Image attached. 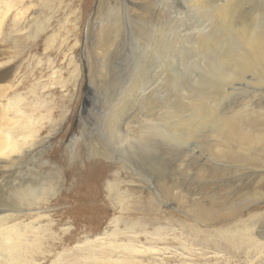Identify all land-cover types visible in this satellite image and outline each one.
<instances>
[{
    "label": "rangeland",
    "instance_id": "rangeland-1",
    "mask_svg": "<svg viewBox=\"0 0 264 264\" xmlns=\"http://www.w3.org/2000/svg\"><path fill=\"white\" fill-rule=\"evenodd\" d=\"M105 1L106 0H0V18L2 19L3 14L6 13L1 26L0 45L3 47V51L7 52V57L9 58L8 62L14 67L13 75L9 80L11 89L7 93L5 100L0 99V106H6L7 102L13 96L18 97L19 107H16V113H14V111L13 113L9 111L8 118L11 120L13 117L23 114L24 116L26 115V117L30 116V118L35 121L33 124L35 125V130L38 131L37 148L31 153L30 157L34 159H32L35 162L34 169L37 171L38 178L40 177V193L44 194L48 192L50 194L49 196L53 195L55 196L53 199L55 200L57 198L58 200L54 201L51 198L46 204L38 206L39 208H34V206H23L22 213L19 214L20 216H25V214L27 213L26 215H28L29 212L31 214L38 212L40 216L43 217V220L54 222L52 225L55 227L50 230L51 232L46 231L44 233V239H49L48 241L44 240L43 248L45 249V247L47 248L48 245H51L49 242L57 246L53 247L52 251L48 253L51 257L44 253L45 256H48V260L46 259L39 263H56L62 259L61 256L63 253L68 251L67 253H70V255L75 254L77 257L75 261L71 262L72 264H97L96 260L90 258L91 256L88 255L90 249L95 250V248H97L95 251L99 252V247H103V245H105V248L110 246V244L112 247L115 245L119 247L127 241H139L141 243L138 244L139 247L145 246L149 248L151 246L158 247L159 249L166 247L168 249L164 255L154 254L152 257L147 255L143 264H151L152 262L159 264H264V220L262 216L264 215V198L255 195L257 190L260 192L264 190L262 186L259 187V185H256L258 180L257 175L261 174V171L251 168L245 169L239 165H228L223 161L213 158L211 153L214 149L212 150L211 146L215 143L214 134L217 130L210 124L206 125V127H195L197 136L195 135L193 138H188L186 136V138L183 137L179 139V136H182V131L180 129L181 126L177 125V121L184 112L189 111V107L191 108V102L195 99L192 98L195 88L197 89L198 85H203L198 83V81L200 80L201 83H203L207 80L206 78L202 79L203 72L208 74V78L210 75H214L212 74V61L199 49V52L197 50L194 51V47H196L194 42H197V39L189 36V34H191L194 29L197 31L198 38L200 34L201 36L208 34L206 32L209 29L211 32H208L213 33L211 35L214 36L217 34V31L220 32V27L215 26L213 17H210V19L212 18L210 21L207 13H205V8L196 7L193 11V8L188 3L190 0H171L168 3L169 6L166 8L159 7V4H156L157 0L155 2L152 1L151 5L153 7L150 6V8L154 9H152V12L150 11L151 9L148 12V15H150L152 19L155 18L152 22L154 25H152L151 28L149 27L151 32L147 33L148 37L144 35L139 36V33L129 37L130 39L128 38L126 40L125 45H122L123 48L121 47V50L119 48L120 55L117 59L118 61H115L116 63H114L115 66L110 73L111 75H108L109 72L106 70V65L101 71H96L94 66L96 58L102 60V57L106 56V53H104L105 51H103L102 54L98 50V52L95 53L96 56H93L94 54L91 52L95 45L94 40L96 39L98 22L100 19H104V15L107 14L105 9H102L100 14L98 11L100 7H105L108 2L111 5L113 3V0ZM128 1L130 2L131 0ZM192 1L194 2V0ZM143 2L138 3L144 5ZM242 2H244L241 7L243 10L240 9L238 15L241 14L245 20L250 21L256 15H262L260 9L264 8V0H242ZM189 7H191V9H189ZM160 8L161 10H159ZM134 10L137 11V9ZM165 11H167L170 17L172 16V23V19L168 15H165ZM188 11L194 15L192 16ZM97 13L99 15H97ZM136 14L140 13L137 12ZM160 15L165 16L161 17ZM180 15L183 17V20L189 17L185 22ZM201 16L203 17L201 18ZM167 18L169 22L166 21ZM174 19L177 21L175 22ZM260 21L261 20H259V22ZM169 23L170 26H172L171 24H175L172 26L174 33L171 27H169ZM178 28L180 30H178ZM204 29L205 32L203 31ZM164 30L166 31L164 32ZM87 33L92 39L90 37L86 39ZM164 33L168 36L164 35ZM158 35H160L162 39L161 44L158 43L159 47L157 46L155 48L156 51H153L154 48L150 50L147 42ZM174 36L176 38H174ZM168 37H170L171 41H169ZM143 44L146 49H144ZM88 47L91 48L88 49ZM191 48H193V50ZM141 50L144 51L142 52ZM185 62H187V64H185ZM89 64L92 67H90ZM86 66L88 69H86ZM138 66L144 67L145 70H147V77L149 78L146 79L143 85L137 87L135 93L138 90L141 91V88L144 89V86H147L146 88H154L150 103L144 101L142 105L139 102L136 103L135 98H133L134 96L132 95L135 93L129 94L132 87L136 85L134 82L139 83L137 80V75L139 74L137 72L139 71L137 70ZM89 69H91V71ZM93 69L97 73L92 71ZM114 70L116 72H114ZM99 73H101V76ZM164 73H166V75ZM97 75H99V78H96L98 77ZM92 76L94 77L93 79ZM188 76L190 78L193 76L195 80L188 79L189 81L192 80V82L190 81L187 84ZM161 77H164L163 84L165 85L164 87L161 86L162 88H156V84H158ZM166 78L167 80H165ZM98 79L99 82H97ZM183 79L187 81H183ZM243 80L244 78H241L239 81H236L237 83L234 85H238V88L235 89H239L237 90L239 92H235L225 101L223 99L220 105L221 110L223 109L222 106L225 107L227 103L233 105L241 103V105L248 106L251 110L252 108L253 110L255 109L254 111L256 112L260 109L264 110V102H262L261 108H258L260 105L259 103L264 100V97H262L264 88L255 86V78L251 75L246 77V82L248 84L243 82ZM240 82L241 84H239ZM101 83L105 84L103 85ZM203 87L208 88L206 85H203ZM117 91H119V94H116ZM169 96H171V98ZM180 99L182 101H180ZM183 99L185 101H183ZM186 99L189 100L187 101ZM125 102L126 104L124 105ZM170 103L173 106L170 105ZM167 104L169 106H167ZM163 106H166L165 108L167 109H164ZM179 106H183L182 113H180ZM128 108H130L132 112ZM118 110H121L120 113ZM173 110H178L177 114L176 111L173 112ZM122 111L133 118L130 124V128L133 131L135 129L138 132L146 131L149 134L157 135V139L154 136H150L151 139H149L150 141L147 144L149 146L146 145V147L142 149L138 148V150L127 151L128 153H120L119 151V153L113 152L114 154H112V156L109 153L107 156L109 160H107L103 158V156H100L95 148H99V145L105 148H108L109 145V151L112 146L115 148L116 145L112 144L105 131L107 122L111 116L115 115L117 117L122 114ZM132 114H135V116ZM159 114L161 116H159ZM146 115H151L154 121L144 124L143 121L147 119H145ZM166 115L171 117L168 118ZM83 125L87 126L88 129ZM171 126L176 128V135L178 137L175 136L165 141V146L167 147L164 149L167 152L164 154L162 151L160 152L161 146L159 144L161 140L158 137L161 136L160 134L162 133L166 135L165 130ZM161 128L165 129L161 130ZM159 131L161 133H159ZM97 138L99 139L98 141L96 140ZM105 138L107 140H104ZM86 139L88 140L85 141ZM157 143L159 144L156 147ZM89 144L93 145L89 146ZM210 148L212 151L209 150ZM146 150L147 152H145ZM95 159L100 162L99 164L102 167H106H104L106 169L103 181L104 185L100 193L102 203L105 205L103 209L105 218L102 220V226L100 225V227L98 224L102 216L101 212L81 209L82 207H88L90 204L86 202V195L84 194L88 192V189H94V187L88 188L90 187V183H87V180H83V175L86 169H88V166L96 161ZM202 164L204 165L202 166ZM202 168L206 169V172L199 173L198 169L202 170ZM144 169L146 173H150L149 178L147 177L146 180L144 178ZM214 169H218L220 175L214 177L215 175L211 173V170ZM158 170H160V173ZM163 172L166 173L165 176L168 175L172 178L181 173L178 177L175 176L174 178L176 180L178 178V189L171 192L170 199L169 196L167 198V195H165L167 199L155 198V200L149 196H154L157 193V184L154 181L156 177H159ZM166 178L168 179V177ZM163 179L165 180V177ZM111 184H116V192L124 193L125 196H127V198L125 197L127 199L125 200V205H119L116 201H110L108 191L113 189ZM77 192L79 198L75 196ZM81 194H83L84 197ZM174 194L175 196H173ZM242 194L245 197L247 195V198L255 199V201L248 203L247 207L237 211V213H233L234 215L215 220L210 219L211 221L208 220L205 223H201L200 219L203 215L205 216L204 212L209 210L208 205L221 200L234 198L233 200H235V203L232 205L234 207L239 203L237 199L238 196ZM148 205H153V208H149ZM226 206L229 207V204ZM124 208H127V210L124 211ZM146 208L149 210V215L146 212ZM254 216H256L255 219H259L260 223L254 222ZM125 218L133 221L139 219H145V221L151 220L156 221V224L154 225L151 223L145 228L129 230L127 227L120 224L116 225L114 222V220ZM45 226V224L41 225L43 231L48 230ZM73 231L75 233H73ZM225 231L228 232H226L227 234L232 231H240L238 233V238L241 240L245 239V234L250 233L253 240L257 241L259 246L257 244H255L256 246L250 244L253 246L251 248V246L247 244L246 239L245 243L242 241L240 245V247H247L245 250L246 252L239 251L241 249L237 251L233 249L230 252L218 251L212 248L208 249L207 246L190 245L191 247L188 246L187 248H189L191 252L181 251L177 255L183 254V256H178V258H176L174 252L177 253L179 249L177 245L163 246L162 243L158 245L154 244L155 241H174L173 243L175 244H177L175 241H185L186 243L187 241H192V238L195 236H197L198 239L202 238L204 240L208 235L212 236L211 242L220 244L219 241H222L223 237L226 238L228 236ZM70 232L73 233V241L64 246L59 244L58 240L62 239L66 233L68 234ZM219 232L225 233L224 235L226 236L222 233L223 236L221 237V233L219 234ZM118 234L119 236H117ZM227 239L229 241L231 240L229 237H227ZM145 241H151V243ZM231 241L234 240L232 239ZM192 252H194V254H192ZM114 253L112 258H105L109 261L112 259L110 264L115 262L116 259L118 261L123 259L119 250L117 253L116 251ZM96 257L99 258V262H103V264L106 262L103 257Z\"/></svg>",
    "mask_w": 264,
    "mask_h": 264
},
{
    "label": "bare ground",
    "instance_id": "bare-ground-1",
    "mask_svg": "<svg viewBox=\"0 0 264 264\" xmlns=\"http://www.w3.org/2000/svg\"><path fill=\"white\" fill-rule=\"evenodd\" d=\"M136 1H138V2L144 1L143 2L144 5H141L140 3L136 2ZM152 1L155 2L156 0H131L130 2L128 0H113L112 5L108 2L107 5H105V7H100V10L98 9L99 14H100V11L102 9H105L107 14L104 13V14H106V15H104L105 16L104 19H100V21L98 22L96 39L94 40L95 45L93 46L94 49H92L91 52L94 54L93 56H96L95 53L98 52V50L101 53L103 51H105L104 53H106L105 54L106 56L102 57L103 58L102 60H99L98 58H96V60H95L96 63L94 64L96 71L97 70L101 71L103 69V67L106 65V68H107L106 70H108V72H109L108 75H111L110 73L115 66L114 63H116L118 61L117 59L120 55L119 54V48H120V50H121V47L123 48L122 45L123 44L125 45L126 40L129 37H132L133 34L137 35V33L140 34L139 36L144 35V36L148 37L147 33L151 32L149 30V27L151 28L152 25H154L152 22L155 19V18L152 19L151 16L148 15L149 10L151 9L150 11L152 12V9H154V8H150V6L153 7L151 5ZM170 1L171 0H157L156 4L157 5L159 4V7H161V8H163V7L166 8L167 6H169L168 3ZM191 1L192 0L188 1V3L193 8L192 9L193 11H194V8H196V7L197 8L201 7L202 9L203 8L206 9L205 13H207L208 18L210 19V17H213L215 26L220 27V29H219L220 32L217 31V34L213 36V35H211L213 33H209V32H211V30L209 31V29H208L209 32L208 31L206 32L208 34H204L203 36H201V34H200L197 38V31L193 29L192 33L189 34V36L197 39V42L194 40L195 41L194 43L196 46V47H194V51L197 50L199 52V50H200L202 53H205L208 56L209 60L212 61L213 73L212 72L211 73L214 75H212V76L210 75L208 78V74L206 72H203L202 79L206 78L207 80H205L203 83H201V81L199 80L200 82L198 81V83L206 85V86H208V88L203 87V85H198L199 87L197 86V89H196L195 88L196 86H195L194 87L195 92L193 93V97H192L195 99L191 102V108L188 106L189 111L184 112L179 118L177 117L178 118L177 125L181 126L180 129L182 131V136L180 135L179 139H182L183 137L186 138V136L188 138L189 137L193 138L196 135V132H195L196 128L195 127H198V128L204 127V126L206 127V125L210 124L211 126L215 127L217 130L216 133L214 134V137H215L214 142L215 143L212 144V146H211L212 150L213 149L214 150L212 151L211 148L209 149L212 151L211 156H213V158H215L216 160L223 161V162L227 163L228 165H239L241 167H244L245 169L251 168V169L260 170L261 174L257 175L258 180L256 182V185L257 186L259 185V187L262 186V188L264 189V110L260 109L262 106V102H264V100H262L259 103L260 105L258 108L262 111L258 110V112L254 111L255 109L253 110V108L251 110V109H249L248 106L241 105V103L235 104V105H233L231 103H227L225 105V107L222 106V108H223L222 110H221V106H220L223 102V99L225 101L228 97L233 95L235 92H239V91H237L239 89H235V88H238L237 87L238 85H234V84L237 83L236 81H239L241 78H244L243 82L248 84L246 82V77L251 75L255 78V86L264 88V8L260 9V12L262 13V15H256L255 17L253 16L254 18L249 21V20H245L241 16V14L238 15V11L240 9L243 10L241 8L242 4L244 3V2H242V0H194V2L193 1L191 2ZM247 1H250V0H247ZM185 7H186V5H185ZM191 7H189V9H191ZM161 8L159 10H161ZM134 9H137V11ZM163 10H162V12H163ZM202 11H204V10H202ZM137 12H139L141 15L136 14ZM165 12H166L165 15H168L167 11H165ZM98 13H97V15H99ZM181 13H183V12H181ZM163 14H164V12H163ZM175 14H176V12H175ZM258 14H259V12H258ZM5 15H6V13L3 14L2 19L0 18V32H1V26L3 24ZM165 15H162V16H165ZM168 16L170 17V15H168ZM173 16H174V14H173ZM188 17L185 20H187ZM202 17L203 16H201V18ZM170 18L172 19V16ZM190 18H191V16H190ZM206 18H207V16H206ZM161 19H163V18H161ZM197 19H199V18H197ZM211 19H210V21H211ZM164 20H163V22H164ZM168 20L169 19L167 18L166 21H168ZM182 20H183V17H182ZM185 20H183V21H185ZM259 20H261V21L259 22ZM176 21L177 20H175V22ZM178 21H179V19H178ZM188 21H190V20H188ZM172 22H173V19L171 20V23ZM180 22H182V21H180ZM198 22H199V20H198ZM156 23H158V22H156ZM201 24H202V22H201ZM156 25H158V24H156ZM171 25L173 26L175 24H171ZM172 26H170V23H169V27H171V29H172ZM182 26L184 27L183 24H182ZM187 27H188V25H187ZM169 29H168V31H169ZM174 29H175V27H174ZM161 30H163V29H161ZM178 30H180V29L178 28ZM152 31L155 32L156 29H155V31L154 30H152ZM165 31L166 30H164V32ZM186 31H188V30H186ZM203 31L205 32V29ZM173 33H174V30H173ZM92 34H94V33H92ZM167 34H168V32H167ZM175 34H176V32H175ZM88 35L89 34L87 33L86 39L88 37L91 38V36H88ZM160 35L155 36L153 39H151L150 41L147 42L148 47H150V50H151V48H154L153 51H156L155 48L158 46V43L161 44L162 39L160 38ZM164 35H166V34L164 33ZM168 35H166V36H168ZM94 38H95V36H94ZM168 38H169V41H171L170 37H168ZM174 38H176V37L174 36ZM91 39H89V40H91ZM87 42H88V40H87ZM143 46H144V49H146L144 44H143ZM89 48H91V47H88V49ZM137 48H138V46H137ZM191 49L193 50V48H191ZM3 50L4 49L1 46L0 47V99L1 100L6 99L7 93L11 89V87L9 86V80L13 75V69H14L13 65H11L8 62L9 58L7 57V52L3 51ZM186 50H187V48H186ZM202 53H201V56H202ZM123 54H122V56H123ZM100 56H102V55H100ZM196 57H198V56H196ZM184 59H186V58H184ZM86 60H88V59H86ZM187 60H188V58H187ZM93 61H94V59H93ZM98 61H99V63H98ZM183 64H184V61H183ZM185 64H187V62H185ZM190 65H193V64H190ZM209 65H210V63H209ZM89 66H90V64H89ZM90 67H92V66H90ZM86 69H88V67ZM200 69H201V67H200ZM89 70L91 71V69H89ZM137 70H139V71H137L139 73L137 75L138 76L137 80L139 81V83L134 82V84H136V85L134 87H132V89L129 91L130 95H131V93L134 94L137 87L143 85L146 82V79L149 78V77H147V70H145L144 67L138 66ZM92 71H94V69ZM114 72H116V71L114 70ZM95 73H97V72H95ZM101 73H99L100 76H101ZM112 74H114V73H112ZM164 74L166 75V73H164ZM95 76H96V74H95ZM97 76L98 77H96V78H99V75H97ZM93 78L94 77L92 76V79ZM185 79H183V81H187L188 79H193V76H192V78H190L188 76L187 80H185ZM198 79H196V80H198ZM163 80H164V77H161L159 79L158 84H156V88H162L161 86L164 87L165 84H163L164 83ZM165 80H167V78ZM193 80H195V79H193ZM95 81H96V79H95ZM95 81H94V83H95ZM190 81L192 82V80H190ZM190 81L188 80L187 84ZM97 82H99V79L97 80ZM108 82H110V81H108ZM195 82H197V81H195ZM181 83H182V81H181ZM101 84H103V83H101ZM114 84H115V82H114ZM134 84H132V85H134ZM187 84H184V85H187ZM191 84H193V83H191ZM239 84H241V82ZM97 85H98V83H97ZM115 86L117 87L116 84H115ZM100 87H101V85H100ZM146 87L147 86H144V89L141 88V91L138 90L134 95H132V96H134L133 98H135L136 103L139 102L141 105L144 101L150 103L152 94L154 92V88L151 89L149 87L148 88H146ZM183 90H184V88H183ZM118 92L119 91H117L116 94ZM191 92H193V91H191ZM156 93H158V92H156ZM121 94H122V92H121ZM125 94L128 95L127 93H125ZM244 94H245V92H244ZM190 95H191V93H190ZM169 97L171 98V96H169ZM262 97H264V94ZM18 100H19L18 97L13 96L7 102L6 106H0V264H40L39 262L44 261L46 259L48 260V256H50V254L48 255V253H50V251H52L53 247L57 246L55 244H52V242H49L51 245H48V246L46 245L47 248L46 247H45V249L43 248L44 240L48 241V239H49V238L44 239V236H45L44 233L46 231L51 232L50 230L55 227L52 225L54 222H52L50 220H47V221L43 220V217L40 216V213H38V212L33 213V211H32L33 214H31L29 212V214L26 215L27 214L26 213L25 216H20L19 214L22 213V207L23 206H25V207L34 206V208L38 207V206H42V205L46 204L47 201L50 200L51 198L53 199V197H55V196H53V195L49 196L50 194L48 192L44 193V194L40 193V188H39V178L40 177L38 178L37 171H35V169H34V167H35V162L33 161L34 159L32 157H30L31 153L33 151H35V149L37 148L36 144H37V140H38V135H37L38 131L35 130V127H34L35 125L33 124V122L35 123V121L33 119H31L30 116L26 117V115L24 116L23 114H21L20 116H17V117L15 116L11 120L8 118V116H9L8 112L9 111H11L12 113L14 111V113H16V107L17 106L19 107V105H18L19 101ZM186 100L188 101L189 99H186ZM168 101H170V100H168ZM171 101H173V100H171ZM180 101H182V100L180 99ZM183 101H185V100L183 99ZM190 101H191V99H190ZM116 102H117V100H116ZM250 103H251V101H250ZM125 104H126V102L124 103V105ZM124 105H123V108H124ZM170 105H172V104L170 103ZM138 106H140V105H138ZM151 106H153V105H151ZM156 106H158V105H156ZM167 106H169V105L167 104ZM176 106H177V104H176ZM143 107H144V105H143ZM163 107H164V109H167V108H165L166 106H163ZM182 107L179 106L180 113L183 112ZM115 109H117V108H115ZM128 109H130V108H128ZM113 110H111V111H113ZM120 111H119V113H120ZM147 111H149V110H147ZM174 111H176V110H173V112ZM177 111H176V114H177ZM131 112H132V110H131ZM171 112H172V110H171ZM116 113H118V112H116ZM132 115L135 116V114H132ZM147 115L145 116V119L147 118L149 121L146 119L145 121H143L144 124L149 123L151 121H154L151 118L152 117L151 115L150 116H147ZM159 116H161V115L159 114ZM166 116H168V118L171 117L169 115H166ZM138 117H139V114H138ZM132 119L133 118L129 114L124 113L123 111H122V114L118 115L117 117L115 115L111 116V118L107 122L105 132H106V135L110 138L112 144H114L116 146H115V148H113V146L111 145L112 148H110L111 150L109 151V149H108L110 147L109 145H108V148H105V147H102L101 145H99V148H95V150L98 151L100 156H103V158L107 159V156L109 155V153L112 156V154H114L113 152L119 151L120 153H126L127 151H133L136 149L138 150V148L142 149V148H145L146 145L148 144V142L150 141L149 140V139H151L150 136H152V137L154 136L156 138L157 135L149 134L146 131H143V132L139 131L138 132L136 129L133 131L130 128V124H131ZM171 120H172V118H171ZM159 122H161V121H159ZM132 126H133V124H132ZM84 127L87 128V126H84ZM157 128H158V126H157ZM157 128L155 127L156 130H157ZM163 129H165V128H163ZM163 129L161 128V130H163ZM175 129L176 128H173L171 126V127L167 128V130H165L166 135L162 133V134H160L161 136L158 137V138H160L161 142H160V144L157 143L156 147L158 146V144L161 146L160 152L162 151L164 154H165V152H167L164 149L167 147V146H165V144H166L165 141L172 139L173 137L177 136L176 135L177 132ZM159 133H161V132L159 131ZM29 140H31V141H29ZM87 140L88 139H86L85 141H87ZM96 140L98 141L99 139L97 138ZM104 140H107V139L105 138ZM85 141H83V142H85ZM100 142H97V143H100ZM94 143H95V140H94ZM90 145L91 144H89V146ZM147 146H149V145H147ZM106 147H107V145H106ZM152 148H154V147H152ZM208 148H209V146H208ZM145 152H147V150ZM153 153H154V151H153ZM107 160H109V159H107ZM99 163L100 162H98L97 160L94 161L93 163H91L88 166V169H86L85 174L83 175L84 176L83 180H87V183H90V187H88V188L94 187V189H88L87 190L88 192H85L84 195H86V202L90 203V204L88 207H82L81 209L82 210H89L92 212H95V211L101 212L102 216L100 217V219H99L100 221L98 224L100 227L102 220L105 218V214L103 212L105 205L102 203V197H101L100 193H101V189L104 185L103 181H104L105 174H106V169H105L106 167L103 164L102 165L105 168L102 167ZM136 164H138V163H136ZM140 165H142V164H140ZM203 165L204 164H202V166ZM107 169H108V167H107ZM159 171L160 170H158V172ZM198 172L199 173L200 172H202V173L206 172V169H203V168H202V170L198 169ZM166 173H167V171H166ZM166 173L163 172V173H161V175L159 177H156V180L154 182H156V184H157V193L154 196L150 195L149 197L154 198V199L157 198V199H164L165 200L169 196V199H170L171 192L174 191L175 189H178V183H177L178 178H177V180L174 179L175 176H177V175H175L172 178L168 175L165 176ZM211 173H213L215 175L214 177L220 175V172L218 171V169L211 170ZM149 174L146 173V170H145V174H144L145 180L147 179V177L149 178ZM164 177H165V180L163 179ZM166 177H168V179ZM180 180H181V178H180ZM240 180H241V178H240ZM179 184H180V182H179ZM115 185L116 184H111V187H113V189L108 191V193H109L108 197H110V201H116L119 203V205H123V204L125 205V200H127L126 199L127 196H125L124 193L116 192L117 188ZM78 192H80V191H78ZM78 192L76 193L77 195L75 194V196H77V197L79 195ZM81 195L84 197L83 194H81ZM165 195H167V198H165L166 197ZM255 195L264 198V190H263V192H260L259 190H257L255 192ZM173 196H175V194ZM248 196H250V195H248ZM233 199L234 198H231L229 200H221V201H218V202H215L213 204L208 205L209 210L204 212L205 216L203 215V217H201V219H200L201 223L202 222L205 223L208 220L211 221L210 219L215 220L218 218H225V217L234 215L233 213H237V211H240L241 209H244L245 207H247L248 203L255 201V199L247 198V195L245 197L242 194V195L238 196V198H237L239 200V203L233 207L232 205L235 203V200H233ZM55 200L58 201L57 198ZM227 204H229V207L226 206ZM80 206H81V204H80ZM148 207L153 208V205H148ZM125 210H127V208H124V211ZM199 210H200V206H199ZM146 212L149 215L148 208H146ZM145 216H146V214H145ZM262 216H263V220H264V215H262ZM44 217H47V216H44ZM253 218H254V222L260 223L259 219H255L256 216H254ZM41 222H44V223H41ZM114 222L116 225L120 224L124 227H127L129 230H135L137 228H145L147 225H150L151 223H153L154 225L156 224V221H151V220L145 221V219H139V220L133 221V220H129L127 218L117 219V220H114ZM43 224L46 225L45 227L48 230L43 231V228H41V225H43ZM73 224H76V223H73ZM229 231H231V230H229ZM226 232L227 231H225V233ZM239 232L240 231H238V232L232 231L229 234H227L228 233L227 232L226 233L228 235L227 237H229L231 240L233 239L234 241H231V240L229 241L227 239V237L226 238L223 237L224 240L222 239V241H219L220 244H215L214 242H211L212 236H209V235L204 240L202 238L198 239V237L195 236L192 238V241H187L186 243H185V241H175L177 244L173 243L174 241H155L154 244L158 245L159 243H162L163 246L164 245H167V246L177 245V248H179V249L177 250V253L174 252V255L176 258H178V256H183V254L177 255L181 251H185V252L190 251L191 252V250L189 248H187L190 245H193V246L199 245V246H203V247L207 246L208 249L212 248V249H215L218 251L222 250V251H229V252L232 251L233 249H234V251L241 249L239 251L246 252L245 250L247 247H243V246L240 247L242 241H244V243H245V239H246L247 244L249 246H251V245L254 246L255 244L258 245L257 241L253 240L250 233L245 234L244 235L245 239H243V240L238 238ZM73 233H75V232L73 231ZM73 233L72 232H70L68 234L66 233L62 237V239L58 240L59 244L64 246V245H68L69 243H71L73 241L72 240V234ZM220 233H221V237L225 234L223 232H219V234ZM222 233H223V235H222ZM240 235L242 236L241 233H240ZM117 236H119V234ZM224 236H226V235H224ZM206 239H209V240H206ZM145 242L151 243V241H145ZM95 243H96V241H95ZM126 243H124L125 245L123 244L122 246H119V247L116 245H115L116 247L115 246L112 247V245L110 244V246L107 247L108 249L105 248V245H103V247L102 246L99 247L100 248L99 252L95 251L97 248H95V250L90 249L89 250L90 252L88 251V255L91 256L90 258H93L94 260H96L97 264H103V262H99V260H98L99 258H97L96 256H101L104 258V260H106L105 258H112L113 253L115 251L117 253V251L119 250L121 255H122V256L121 255L120 256L123 259H121V261H118L116 259L115 262H113L112 264H143V262L146 260L147 255L151 256V257L154 254L155 255H157V254L164 255L168 251V249L166 247L163 249H159L158 247L156 248V247H151V246L149 248H146L145 246L139 247L138 246V244L140 243L139 241H127ZM199 246H195V247H199ZM253 246H251V248ZM43 249H44V252H43ZM64 251H66V250H64ZM67 252L63 253V255L61 256L62 259L60 261H58L56 263H52V264H72L71 262L75 261L77 259V257L75 254L70 255V253H67ZM44 253L47 254L48 256H45ZM192 254H194V252H192ZM114 255H115V253H114ZM113 259H114V257H113ZM111 260L110 261L106 260V262H104V264H107V263L110 264ZM151 264H159V263H156V262L153 263L152 262Z\"/></svg>",
    "mask_w": 264,
    "mask_h": 264
}]
</instances>
